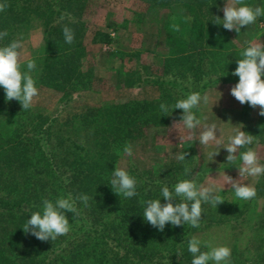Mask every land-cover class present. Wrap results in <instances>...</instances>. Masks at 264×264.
<instances>
[{"label":"trees","instance_id":"trees-1","mask_svg":"<svg viewBox=\"0 0 264 264\" xmlns=\"http://www.w3.org/2000/svg\"><path fill=\"white\" fill-rule=\"evenodd\" d=\"M88 1L0 0L8 5L0 12V31L8 32V36L0 40V47L13 40L20 41V35L34 22H40L44 28L45 56L38 82L62 91L76 90L85 78L81 61L86 26L82 16ZM139 1L146 4L148 10L177 8L187 15L188 19L181 22L182 32L176 31V35L170 28L166 32L168 56L164 58L162 69L167 75L170 68H174V80L156 82L160 89L156 99L130 100L120 106L87 107L56 129L50 121L44 131L48 136V149L43 150L36 144L32 151L18 154L16 160L0 168V264H154L156 260L165 259V264H191L193 257L187 250L189 240L200 235L211 244V232L217 227L230 230L220 244L231 249L230 264H264V175L257 179L254 199L238 201L232 191L234 200L227 201L228 192H220L225 202L217 208L202 204L204 213L199 228L166 224L164 230L159 231L145 221L142 215L146 200L160 198L161 204L166 202L160 196L162 184L140 181L138 195L130 199L119 197L111 189L118 154L132 140V135L140 134L150 123L166 125L171 120H180L182 110L174 109L167 115L161 111L160 104L171 106L178 99L186 98V93H202L223 81H237L239 77L232 72L244 50L237 47L236 37L229 30L214 23L216 17L221 19L220 0ZM252 1L245 0V3L250 5ZM258 20H264V16ZM65 25L74 31L71 44L64 40ZM110 40L108 33L95 31L93 42L109 43ZM207 65L216 74L203 82L201 74ZM22 71H26L24 65ZM177 76L184 81L189 78L190 87L177 83ZM179 86L177 93L175 88ZM4 99L5 92L0 86V110L3 111L0 124L3 126L16 111L13 109L9 114ZM257 129L264 140L263 117L258 120ZM97 141L102 142L101 148L97 147ZM135 174L140 179L149 176L143 172ZM152 187L155 188L152 190ZM69 194L73 198L79 194L93 196L88 207L96 212L95 216H100L102 227L94 230L93 236L81 231L85 219L79 208L85 206L79 201L78 216L66 213L71 226L69 233L73 236L67 234L55 241H40L23 231L31 213L41 210L43 199L54 202ZM78 236V241L72 238ZM107 240L116 242L119 250L111 249ZM202 245L201 251L210 250Z\"/></svg>","mask_w":264,"mask_h":264},{"label":"rangeland","instance_id":"rangeland-1","mask_svg":"<svg viewBox=\"0 0 264 264\" xmlns=\"http://www.w3.org/2000/svg\"><path fill=\"white\" fill-rule=\"evenodd\" d=\"M225 4L226 0H220L218 3L221 20ZM249 6L264 8V0H253ZM183 19H188L187 15L177 8L148 10L147 5L139 0H89L82 16L86 26L85 51L81 61L85 78L82 85L74 91H62L38 82L39 70L45 56L44 28L40 22H34L26 33L19 36L22 45L19 51L21 65H24L26 71L27 61L30 59L36 61L37 67L32 75L36 80L38 96L34 98L32 107L28 110H22L20 103L16 100L4 99L7 112L16 111H14L15 114L9 113L12 117L8 118L5 126L0 124V168L7 162L16 160L18 154L32 151L36 144L43 150L48 149V136L44 131L50 121L54 125L53 129H56L60 124L65 125L75 114H79L87 107L120 106L130 100L156 99L160 94L156 82L167 79L172 81L175 78L174 68H170L167 75L163 74L162 69L164 58L168 56V48L165 44L166 32H169V28L172 32H182ZM258 19L259 17L247 28L241 27L240 33L230 31L236 37L235 43L241 51L250 43L264 42V20ZM95 31L108 33L110 42H93ZM211 68L210 65L205 66L201 74L203 82L214 78L216 73ZM261 78L264 79V76ZM187 80L190 81L189 78ZM238 80L223 81L205 89L200 94L207 95V103L202 100L199 108L194 110L201 120V125L195 130L197 136L203 131L205 125L216 124L217 126V138L221 141V147L219 154L214 155L212 160L210 154L217 150L214 142L203 146L196 140L191 144L187 139V130L178 123L179 121L171 120L166 125L150 123L140 130V134L137 132L133 134L132 140L127 143L131 144L133 154L128 156L121 150L116 167L129 171L128 173L138 182L153 184L151 183L153 181L159 186L167 185L170 189L183 179H196L198 185L205 186L215 183L219 187L224 183V174L234 180L241 179L242 183L257 189L255 185L258 177L240 178L237 167L227 163L228 153L223 148L228 144L229 138L235 135L236 129L243 125L242 131L255 136V142L250 147L256 151L260 163H264V140L259 136V129H257L258 120L263 117L264 122V116L259 115V106L248 108L231 95L230 89L238 83ZM176 81L183 86L190 84L188 81L181 80L180 76H177ZM180 87L175 88L177 93ZM1 113H3L2 109L0 116ZM175 123L178 124L174 128ZM180 137L184 139L180 140ZM97 142V147L101 148L102 142ZM242 150H238V157ZM183 151L188 155L185 157L186 161L180 162L175 159V155ZM237 164L241 165L242 161L238 159ZM185 167L192 168L193 176L185 175ZM131 170L135 171L134 174ZM141 172L149 174L148 178L140 179L135 176V173ZM197 173L199 174L196 175ZM154 188L152 187V190ZM232 191L230 185H224L222 192H228L227 201L233 199L234 191ZM238 201L241 200L238 199ZM256 202H260V199ZM79 209L85 219L81 231L85 235L93 236L91 233L94 230L102 228L100 216H95L96 212L89 207ZM109 218L112 219L113 216ZM229 233L230 230L227 227H217L211 232L210 246H221L222 239ZM68 234L73 236L72 233ZM110 234L115 235L114 232ZM72 238L80 240V236ZM196 238L204 244L202 236L197 235ZM212 240H215V244ZM107 243L111 249L119 250L113 240H107ZM157 261L160 264L166 263L165 259L156 260L154 264H159Z\"/></svg>","mask_w":264,"mask_h":264},{"label":"clouds","instance_id":"clouds-1","mask_svg":"<svg viewBox=\"0 0 264 264\" xmlns=\"http://www.w3.org/2000/svg\"><path fill=\"white\" fill-rule=\"evenodd\" d=\"M8 7L7 3H0V12ZM223 19L216 17L215 24H222L224 29L240 33L241 27L254 24L258 17L264 16V8L259 6L252 7L245 3V0H226L223 7ZM64 17L61 16V20ZM222 21V22H221ZM8 36L7 30L0 31V40ZM63 36L66 43L74 42V31L68 26L63 27ZM22 47L19 40H13L8 45L0 47V86L5 92L6 101L16 100L20 103L22 110H28L32 107V102L38 96L36 80L32 73L36 69V61L30 59L27 61V71H22L21 54L19 49ZM240 55L242 59L237 60V67L232 75L238 76L239 80L231 89V95L241 104L248 103L251 107L259 106V115L264 116V42L258 41L250 43ZM207 103V95L201 96L199 92H192L186 98L178 99L174 105L168 106L160 104L163 113L170 115L174 109L182 110L179 124L187 130V139L191 144L198 140L200 145L207 146L215 143L217 150L212 152L211 160L214 155L219 154L221 141L217 138L216 124L205 125L203 131L196 135L195 130L201 125V120L197 117L195 109L199 108L201 101ZM165 115V116H167ZM175 123V125L178 124ZM236 129L234 136L229 138L226 146L228 155L226 161L230 165H235L239 171V176L259 177L264 175V164H261L259 157L253 148L250 147L255 142V136ZM184 137H180V140ZM239 149H246L240 152ZM128 156L133 154L131 144H126L123 149ZM186 152H180L175 155V159L184 162ZM242 161L241 165L237 160ZM185 175L193 176L192 168H184ZM197 173L196 175H198ZM194 175V176H196ZM210 177V176H209ZM111 189L119 197L126 199L138 195V181L123 168H115L112 171L110 180ZM230 185L234 191L235 197L248 201L254 199L257 195L255 187L244 184L240 180H234L224 174V183L217 187L215 183L207 186L198 185L196 179H183L176 183L171 189L163 185L160 190V196L166 201L161 204L159 199H149L144 202L143 218L159 231H163L166 224L173 227L184 226L185 224L193 228H199L201 223V214L204 213L202 204H211L217 208L218 204L225 202V199L219 194L224 191V185ZM93 196L79 194L75 198L71 194L67 197L60 196L53 202L50 199H43L42 208L39 211L31 213L23 225V231L30 233L40 241H55L60 236L67 235L71 226L66 213L79 215L77 201L82 202L85 207L89 206V201ZM173 201H177L175 204ZM202 241L193 237L188 242L187 250L192 255L191 264H230L231 249L227 246L211 247L204 242V247L210 248L209 251H201Z\"/></svg>","mask_w":264,"mask_h":264}]
</instances>
